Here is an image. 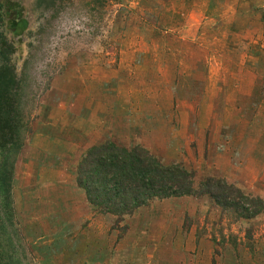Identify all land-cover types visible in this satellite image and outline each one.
Here are the masks:
<instances>
[{
	"label": "rangeland",
	"instance_id": "374dc122",
	"mask_svg": "<svg viewBox=\"0 0 264 264\" xmlns=\"http://www.w3.org/2000/svg\"><path fill=\"white\" fill-rule=\"evenodd\" d=\"M0 2L18 73L30 63L33 120L13 181L25 240L5 255L116 264L113 243L143 224L178 251L174 264H264V213L241 220L206 195L155 200L115 218L110 240L85 192L66 189L87 151L112 142L185 167L196 185L222 179L264 201V0Z\"/></svg>",
	"mask_w": 264,
	"mask_h": 264
},
{
	"label": "trees",
	"instance_id": "16d2710c",
	"mask_svg": "<svg viewBox=\"0 0 264 264\" xmlns=\"http://www.w3.org/2000/svg\"><path fill=\"white\" fill-rule=\"evenodd\" d=\"M3 10L0 2V236H4L0 239V264H22L5 253L17 251L18 236L25 240L16 220L13 181L17 161L32 134V113L26 110L30 63L20 75L14 62V43L4 30ZM76 178L90 207L98 214L116 218L130 217L155 200L199 195L210 197L222 208L233 209L241 220L264 213L262 199L246 195L222 179L207 178L196 185L193 172L181 165H166L140 146L124 148L107 142L93 147L78 164ZM7 226L13 237L5 239Z\"/></svg>",
	"mask_w": 264,
	"mask_h": 264
},
{
	"label": "crops",
	"instance_id": "0c3cea01",
	"mask_svg": "<svg viewBox=\"0 0 264 264\" xmlns=\"http://www.w3.org/2000/svg\"><path fill=\"white\" fill-rule=\"evenodd\" d=\"M60 178L61 180H63V184L61 183V185L63 186L65 179L64 173ZM66 184V189H74L77 183L76 181H70ZM60 194L64 197V199L62 197V201L65 208L70 209V211L74 210L75 204L74 201H71L72 198H70L67 193H63V191L61 190ZM140 211H138L137 213H141ZM95 213L96 212H93L92 215L94 216ZM145 213L147 214V216L145 217L149 218V216H151L149 212H144L143 214H140V216H144ZM100 215L101 216H98V218H100L102 222L107 221L103 222L104 225H102L103 230L107 232L102 235L108 234L110 232L107 235V238L111 240V238H114L115 232L110 230H112L113 228V224L115 222L116 217L111 215ZM132 222H134V219ZM66 228L68 229V227ZM109 235L111 238L109 237ZM154 239L155 236L153 235V229L150 228L148 225L137 224L134 227V224H132L131 229L127 232L125 238L123 240H119V242L113 243L114 245H112V248L114 247V249L110 252V256L108 257L107 263L112 262L116 264H174V262L177 261L179 257H173V254H177L178 251H174L176 249L173 248L170 250V248H167L166 246H164V244H162V246H159V242H155ZM98 243H101L102 247H104V241L100 239ZM125 245H127L126 247L130 245V248H128L126 252H124V248H126L124 247ZM113 258L115 259L114 261H112Z\"/></svg>",
	"mask_w": 264,
	"mask_h": 264
}]
</instances>
